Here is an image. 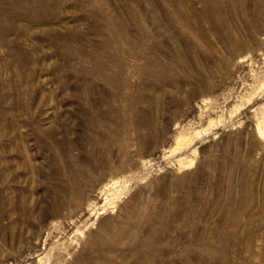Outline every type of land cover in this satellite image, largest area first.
Returning a JSON list of instances; mask_svg holds the SVG:
<instances>
[{"label": "rangeland", "instance_id": "374dc122", "mask_svg": "<svg viewBox=\"0 0 264 264\" xmlns=\"http://www.w3.org/2000/svg\"><path fill=\"white\" fill-rule=\"evenodd\" d=\"M0 264H264V0H0Z\"/></svg>", "mask_w": 264, "mask_h": 264}]
</instances>
